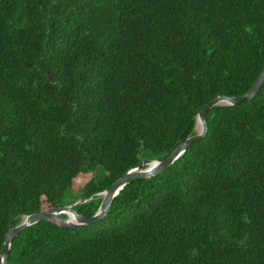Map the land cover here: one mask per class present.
Masks as SVG:
<instances>
[{
  "label": "trees",
  "instance_id": "1",
  "mask_svg": "<svg viewBox=\"0 0 264 264\" xmlns=\"http://www.w3.org/2000/svg\"><path fill=\"white\" fill-rule=\"evenodd\" d=\"M263 65L264 0H0V249L23 215L80 195L93 215L98 193L164 159ZM206 122L103 219L21 230L7 264H264V82Z\"/></svg>",
  "mask_w": 264,
  "mask_h": 264
},
{
  "label": "water",
  "instance_id": "2",
  "mask_svg": "<svg viewBox=\"0 0 264 264\" xmlns=\"http://www.w3.org/2000/svg\"><path fill=\"white\" fill-rule=\"evenodd\" d=\"M264 82V65L262 70L251 86V88L242 95H218L206 102L196 115V133L188 136L181 141L170 154L161 160L142 159L140 164L126 171L122 176L113 181L104 191L98 193L102 195L101 202L93 215H85L77 212L74 207L87 199L82 195L71 204L60 205L41 209L30 214L23 215L21 220L15 226H10L4 237L3 246L0 249V264L8 263V253L12 240L24 228L41 220L51 221L62 228L76 229L85 225L94 223L103 219L112 203L113 198L130 181L157 175L167 169L185 150L196 140L203 138L207 132L206 112L215 105H233L255 96L260 86ZM90 199V198H88Z\"/></svg>",
  "mask_w": 264,
  "mask_h": 264
},
{
  "label": "rangeland",
  "instance_id": "3",
  "mask_svg": "<svg viewBox=\"0 0 264 264\" xmlns=\"http://www.w3.org/2000/svg\"><path fill=\"white\" fill-rule=\"evenodd\" d=\"M196 129H197V128H196ZM98 171H99V172H97L96 175H97V176H98V175L100 176V175L102 174V172H101V171H102L101 168H98ZM97 196L102 197L101 194H98Z\"/></svg>",
  "mask_w": 264,
  "mask_h": 264
},
{
  "label": "bare ground",
  "instance_id": "4",
  "mask_svg": "<svg viewBox=\"0 0 264 264\" xmlns=\"http://www.w3.org/2000/svg\"><path fill=\"white\" fill-rule=\"evenodd\" d=\"M198 128H199V127L197 126V130H198Z\"/></svg>",
  "mask_w": 264,
  "mask_h": 264
}]
</instances>
